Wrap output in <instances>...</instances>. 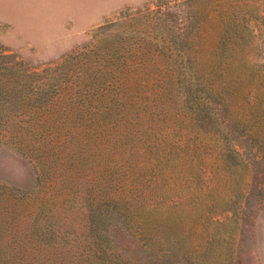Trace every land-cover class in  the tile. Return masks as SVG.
Here are the masks:
<instances>
[{
	"label": "rangeland",
	"instance_id": "obj_1",
	"mask_svg": "<svg viewBox=\"0 0 264 264\" xmlns=\"http://www.w3.org/2000/svg\"><path fill=\"white\" fill-rule=\"evenodd\" d=\"M6 138L57 157L37 221L67 264H116L97 200L162 264H264V0H0Z\"/></svg>",
	"mask_w": 264,
	"mask_h": 264
},
{
	"label": "trees",
	"instance_id": "obj_2",
	"mask_svg": "<svg viewBox=\"0 0 264 264\" xmlns=\"http://www.w3.org/2000/svg\"><path fill=\"white\" fill-rule=\"evenodd\" d=\"M33 143L39 147L37 140ZM35 146L23 138L0 140V151L24 161L33 178L32 185H21L0 177V264H67L61 252L49 245L51 232L48 224L37 221L41 208L38 193L45 199L47 196L42 187L38 189L40 180H51V173L60 165L56 164V156L46 161L40 152L34 153ZM51 153L53 156L55 152ZM100 202L97 200L96 206L90 209L93 224L87 223L89 237L83 238L88 246L97 239L100 241L99 246L94 247L95 255L113 259L116 264H162L165 258H171L169 255L176 254L174 247L164 251L145 243L139 245L132 223L127 222L118 209L114 213L111 208L105 213Z\"/></svg>",
	"mask_w": 264,
	"mask_h": 264
}]
</instances>
